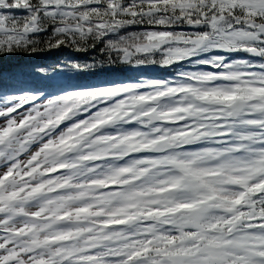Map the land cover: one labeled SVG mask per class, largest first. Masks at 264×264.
<instances>
[{"label": "snow or ice", "instance_id": "obj_1", "mask_svg": "<svg viewBox=\"0 0 264 264\" xmlns=\"http://www.w3.org/2000/svg\"><path fill=\"white\" fill-rule=\"evenodd\" d=\"M61 47L175 71L0 68V264H264V0H0V61Z\"/></svg>", "mask_w": 264, "mask_h": 264}, {"label": "trees", "instance_id": "obj_2", "mask_svg": "<svg viewBox=\"0 0 264 264\" xmlns=\"http://www.w3.org/2000/svg\"><path fill=\"white\" fill-rule=\"evenodd\" d=\"M43 47V45H42ZM78 60L80 62H93L105 59L106 57L99 54V48L95 52H77L70 50L67 47H61L56 50L45 51L33 55H23L16 57H8L3 61H0V68H2L5 79L13 75L22 76L28 83L34 86H42L49 84L55 79L65 80L69 83L85 84L92 83L97 80H130L137 79L142 74L147 78L149 76H170L175 69H152L141 73L136 69L127 67H117L115 69H105L103 71H97L94 73H82L80 75L73 76L67 72H56L55 76H52L55 71V65L58 62L66 60ZM46 68L47 74H41L36 71L37 68Z\"/></svg>", "mask_w": 264, "mask_h": 264}]
</instances>
